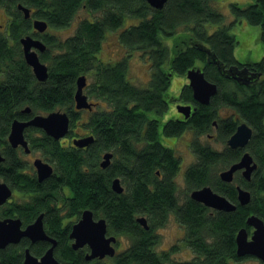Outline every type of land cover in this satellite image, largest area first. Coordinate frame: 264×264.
<instances>
[{"label": "trees", "instance_id": "16d2710c", "mask_svg": "<svg viewBox=\"0 0 264 264\" xmlns=\"http://www.w3.org/2000/svg\"><path fill=\"white\" fill-rule=\"evenodd\" d=\"M217 1L167 0L161 9L154 10L145 0H0L7 16L0 26V153L4 155L0 175L23 193L36 196L1 212L18 216L25 223L44 212L45 230L57 240L56 258L64 264H231L242 259L235 251L237 232L246 228L250 214L264 218V79L260 77L264 59L254 64L235 59L237 39L230 29L241 19L257 26L264 47V0L246 6L230 3L234 19L229 24L215 6ZM19 4L30 9L28 19L18 9ZM81 11L90 18L79 20L71 36L60 39L51 32L70 26ZM34 19L48 25L44 33L34 32ZM125 20H129L128 25L120 30L117 40L128 56L139 52L148 59L151 75L146 88L128 81V56L112 64L103 63L96 55L107 32L114 33ZM29 35L46 46L38 56L47 68V79L42 83L23 58L20 39ZM196 67L207 81L216 84L217 93L208 105L197 104L187 80L177 99L195 106V111L183 121L163 122L168 102L176 99L168 93L173 76L185 77ZM79 76L86 77L87 96L94 100L93 107H98L85 111L86 120L81 117L83 110L74 109ZM26 107L29 114L22 111ZM224 109L229 115L220 116ZM56 110L67 112L69 136L92 135L94 142L86 148L75 147L71 141L64 145L37 128H26L31 152L40 153L53 167L52 175L38 183L20 174L19 156L7 144V137L14 119L21 121ZM240 122L252 129L246 151L258 166L252 181L245 184L251 197L246 206L238 205L233 185L223 183L218 176L238 161L241 151L227 147L219 152L197 138L215 128L225 142ZM186 130L196 136L190 143L196 159L183 176L187 188L192 192L208 186L232 202L235 211L205 208L188 195L182 203L177 200L174 178L181 161L158 136L162 133L176 138ZM107 152L112 153L111 163L102 168L100 162ZM114 178L121 182V194L111 189ZM85 209L95 218L105 219L108 234L129 240L110 262L87 263L83 258L86 249L70 248L69 229L61 224ZM143 216L148 229L136 221ZM170 216L184 229L182 242L194 254L188 261L172 262L170 252L155 251L159 241L155 229L164 227ZM22 244L36 256L45 250L41 243ZM22 258L21 247L0 250V264H23Z\"/></svg>", "mask_w": 264, "mask_h": 264}, {"label": "water", "instance_id": "95a60500", "mask_svg": "<svg viewBox=\"0 0 264 264\" xmlns=\"http://www.w3.org/2000/svg\"><path fill=\"white\" fill-rule=\"evenodd\" d=\"M148 5L156 10L161 9L167 0H145ZM18 9L23 13L24 18L28 19L30 15V9L18 5ZM31 26L36 34L40 35L44 33L48 25L41 19H34L31 22ZM20 44L23 51V58L29 68L32 69V73L39 82H44L47 79L46 65L40 61L39 54L44 52L46 46L34 36H24L20 39ZM188 80V86L192 93L193 100L200 105H208L210 99L217 93V86L214 82H209L205 79L203 71L200 68H191L186 74ZM86 85V77L79 76L76 80V91L74 93V109L77 110H92L94 104L89 101L86 94L84 95V89ZM24 113L29 114V108L22 110ZM195 111L191 105H178L177 112L183 115L185 118H189ZM69 118L66 111L62 112L56 110L47 114L32 115L28 120L19 121L14 119L12 121L9 135L7 137L8 144L12 148L21 146L24 152H29L28 143L24 138V130L26 128H37L42 132H45L53 140H60L65 138L69 134ZM251 127L244 122H240L235 129V132L226 140V145L229 148L236 150L237 148L246 149L247 143L252 137ZM72 141V144L79 148H86L89 144L94 142L92 135L85 137H76ZM112 153L107 152L102 156L100 166L107 168L111 163ZM3 161V156L0 155V162ZM36 169V175L39 181L46 180L52 175V166L44 162L41 158H35L32 163ZM258 166L254 162L251 154L247 152L242 153L240 159L230 165L227 170L219 173L220 179L225 183H230L233 180V175L237 171H242V176L246 180L250 179V175L257 170ZM111 189L113 192L121 194L123 191L122 185L118 178H114L111 181ZM11 190L5 183H0V205H2L7 199L10 198ZM190 199L194 202L202 204L204 207H208L215 211H222L225 213L233 212L236 210L235 205L224 198L222 195L215 193L212 188L206 186L200 189L192 191L189 195ZM237 200L238 205L246 206L249 204L251 197L250 193L241 187L237 188ZM42 215H38L37 219L27 225L25 230L20 229L21 221L19 219H5L0 220V248H4L7 244H17L21 237H28L33 242L43 240L51 242L52 246L41 256L39 259L32 256L29 250H26L24 254V264H62L57 261L53 256V249L55 241L53 238H48L42 228ZM246 227L253 229L252 234L249 237L247 229L240 228L235 236L236 244V256L241 259L244 257L256 258L262 264H264V220L259 218L255 214H250L246 218ZM143 228L148 229L145 217H139L136 219ZM107 225L104 219L95 220L91 210L85 209L80 212V219L72 225L69 238L73 240L71 248L78 250L82 246L89 248V254L85 256L87 261L92 259L103 260L105 257L113 258L115 254V246L117 239L114 235L108 237L106 235ZM249 238V239H248Z\"/></svg>", "mask_w": 264, "mask_h": 264}, {"label": "rangeland", "instance_id": "374dc122", "mask_svg": "<svg viewBox=\"0 0 264 264\" xmlns=\"http://www.w3.org/2000/svg\"><path fill=\"white\" fill-rule=\"evenodd\" d=\"M255 0H220L217 1L215 6L219 10V12L223 15L225 24L231 23L233 21L232 12L230 10V3H236L240 6H246L247 4H250ZM87 17L90 18L89 15L84 13L83 11L79 12V14L76 16V18L71 21V25L67 28H63L61 30L53 31L55 35H58V37L66 38L68 36H71L73 31L75 30L77 26V22L81 20L82 18ZM7 20V16H5L4 11L0 8V26L3 25ZM129 20H125L124 24L116 30L114 33L107 32L105 35L104 40L101 42L102 46L100 51L96 54L98 59L105 62L115 63V61H120L124 57L128 56L127 49H124L121 47L120 43H118L117 37L120 33L121 29H124L128 25ZM210 28L215 29L214 25H211ZM49 31H47V34H49ZM230 33L234 35V37L237 39V44L235 46L234 50V57L237 59L240 63H257L262 61L264 58V47L262 46L260 37H259V28L254 25H249L245 20L241 19L240 22L235 23L231 26ZM181 41V40H180ZM179 41V43H180ZM178 43V42H177ZM168 45H170V42H167ZM181 47V46H180ZM127 64V79L128 81L135 86H139L141 88H146L148 80L150 78L151 73V64L149 63L147 58L142 57L141 53L139 52H133L131 55L128 56L126 60ZM261 78L264 79V74L260 75ZM187 83L186 76H173L171 80V85L169 88L168 93L171 94V96L175 97L171 98L168 102L169 108L167 112L163 115V122L171 119H178L179 114L177 112L176 107L178 105H181V102L178 98V93L180 90L181 85L183 83ZM86 88L84 90V95L86 94ZM88 97V96H87ZM89 98V97H88ZM89 101L93 104L95 103L92 98H89ZM94 110H96L98 107H93ZM100 109V108H99ZM220 116L229 115V111H226L225 109L220 112ZM86 112H82V119L86 120ZM237 117V114H236ZM159 141L160 143L168 147L170 149H173V153L175 157L179 158L181 161L180 164V170L177 172L178 174L174 178L176 181V190H177V200L182 203L185 199L186 195H190L191 190L187 188L183 176L184 171L186 170V167L193 164L196 157H194L190 143L193 141L194 138H196L194 132L191 130H186L182 132L181 135L178 137H165L162 133L159 134ZM66 138V137H65ZM201 144H205L207 146H210L213 150H218L219 152L224 151L228 145H226V141L223 142L219 135L217 130L211 129L210 131L204 133L203 136H197ZM64 145L66 143H69L70 141H66L62 139ZM229 148V147H228ZM32 155L28 156L27 154H21V160L27 161L28 159H32L34 157H39L40 153L37 151L31 152ZM254 159V158H253ZM255 162V161H254ZM31 164V163H30ZM256 171V170H255ZM261 174L264 175V170L261 172ZM264 196V194L262 195ZM224 197V196H223ZM190 198V197H189ZM225 198V197H224ZM264 220V218H262ZM75 222L76 219L71 217L69 219L64 220V222ZM69 222V223H71ZM247 232L248 236H251V232L253 229H250L248 227ZM245 228V229H246ZM155 233L159 235V241L157 243V246H155V251L158 253L161 252H170V259L172 262L177 261H188L194 257V254L191 252V250L185 246V243L182 242L184 237V229L183 227L175 221L174 216H170L167 220V223L164 227L156 228ZM118 243L116 246L115 253H119L124 248H126L129 244V240L126 237H120L117 236ZM249 239V238H248ZM176 249L175 251H171L172 249ZM236 249V248H235ZM112 258L105 259L106 262H110ZM231 264H262L260 261H258L256 258H243L240 261L237 262H231Z\"/></svg>", "mask_w": 264, "mask_h": 264}, {"label": "flooded vegetation", "instance_id": "af4514ba", "mask_svg": "<svg viewBox=\"0 0 264 264\" xmlns=\"http://www.w3.org/2000/svg\"><path fill=\"white\" fill-rule=\"evenodd\" d=\"M182 103V102H181ZM192 107H195V106H192ZM93 108V107H92ZM94 109V108H93ZM31 118V117H30ZM29 119V118H28ZM28 119H25V120H28ZM184 119H186V118H184V116L183 115H180L179 116V118L177 119L178 121H183ZM22 121V120H21ZM24 138H25V130H24ZM66 138H62L63 140H65L66 139V141L68 140V141H71L74 137L73 136H69V135H67V136H65ZM62 139H60L59 141H62ZM25 140H26V138H25ZM26 142H27V140H26ZM72 142V141H71ZM7 144H8V141H7ZM9 146H10V144H9ZM11 147V146H10ZM28 148H29V146H28ZM11 149L13 150H15L16 151V153L18 154V156H19V159H20V161H19V164L21 165V168H20V174L21 175H28L27 176V178L29 179H33V180H36L38 183H41V182H43V181H45V180H43V181H39L38 180V176L36 175V169H35V167H34V165L32 164L33 163V161H34V159L35 158H39V157H34V158H32L31 160L30 159H28L27 161H22L21 160V154L20 153H23V154H27L28 156H30V155H32V153H31V150H30V148H29V152H27V153H25L24 152V149L21 147V146H18V147H16V148H12L11 147ZM231 149V148H230ZM232 151H236V150H240L241 151V156H242V153H244V152H247L246 151V149H240V148H237L236 150H233V149H231ZM0 155H2V153H0ZM3 156V161H4V155H2ZM240 156V157H241ZM240 159V158H239ZM238 159V160H239ZM3 161L2 162H0V163H3ZM31 163V164H30ZM187 168V167H186ZM52 172H53V167H52ZM254 173V172H253ZM253 173L250 175L251 177H250V179H248V180H246L245 178H244V176H242V171L240 170V171H237L234 175H233V180H232V182H230V184H232L233 185V187H234V189H235V191H236V198H237V188L238 187H241L242 189H244V190H246V191H248L249 193H250V191L248 190V188L245 186V184L246 183H250L251 181H252V179H253ZM219 176V175H218ZM236 179H238V183L235 181ZM221 180V179H220ZM222 181V180H221ZM120 182V181H119ZM223 182V181H222ZM0 183H5L8 187H9V189L11 190V195H10V198L9 199H7L2 205H0V220L1 221H5V219H19L20 221H21V224H20V229L21 230H25L26 229V227H27V225H29V224H31V223H33L36 219H37V216L38 215H42L41 217H42V228H43V230H44V232H45V234H46V236L48 237V238H53V237H51L50 235H48L47 234V232H46V228L44 227V212H40V213H38L37 214V216H36V218L35 219H32V220H30L29 222H27V223H25L23 220H22V218H19L18 216H15V215H13V216H10V215H5L4 216V213H2L1 211H3V210H5L6 209V207L7 206H10L11 207V205H13L14 207L16 206V204H20V203H22V202H30V201H32V200H34V199H36L35 197L36 196H34L33 194V192H25V193H23L21 190H20V188L19 187H13V185H11L5 178H4V176H1L0 175ZM121 183V182H120ZM223 183H225V182H223ZM228 183V182H227ZM226 183V184H227ZM213 190V189H212ZM214 191V190H213ZM123 192V191H122ZM215 192V191H214ZM68 193V191H67V189H64V194H67ZM215 193H218V192H215ZM219 194V193H218ZM221 195V194H220ZM237 203H238V200H237ZM71 218V217H70ZM73 218H75L76 219V221L75 222H71V221H69V222H71V223H69V222H64V220H66V219H64L63 220V222H62V224H61V227L62 228H64V229H69V231H68V233H67V237L69 236V234H70V230H71V228H72V225L74 224V223H76L79 219H80V213H79V216H76V217H73ZM95 218V217H94ZM102 218V217H101ZM101 218H95V220H99V219H101ZM102 219H104V218H102ZM105 220V219H104ZM105 223H106V221H105ZM106 235L108 236V237H111L112 235H110V234H108V232H107V230H106ZM115 237H116V239H117V242H116V244L118 243V238H117V236L116 235H114ZM54 239V241H55V246H54V249H53V256H54V258L57 260V261H59L57 258H56V251H57V240L55 239V238H53ZM68 239H69V241H70V248H71V244H72V242H73V240L72 239H70L69 237H68ZM24 241H28V244L29 245H31V246H33V245H38V243H41V244H44L45 246H44V251L39 255V256H36V255H34L33 254V252H32V250L29 248V246L28 247H26L24 244H22ZM116 244H114V246L116 245ZM50 246H52V243L51 242H47V241H43V240H38V242H33V241H31V239H29L28 237L26 238V237H21L20 238V240H19V242H17V244H13V243H10V244H7L4 248H0V250H4V249H6V248H17V247H21V250H22V256H23V258H22V260L24 259V254H25V252H26V250H29V252H30V254L32 255V256H34V257H36L37 259H39V257H41L48 249H49V247ZM86 249V251L83 253L84 254V256H83V258H84V260L87 262V263H91L92 261H95V260H97V261H104L105 262V259H107V258H109V257H105V258H103V260H100V259H92L91 261H87L86 260V258H85V256L87 255V254H89V248L87 247V246H82L80 249H78V250H81V249ZM78 250H74V251H78ZM115 251H116V246H115ZM116 254V253H115ZM244 258H247V257H244ZM243 259V258H242ZM59 262H61V261H59ZM62 264H64L63 262H61ZM23 264H24V260H23Z\"/></svg>", "mask_w": 264, "mask_h": 264}]
</instances>
